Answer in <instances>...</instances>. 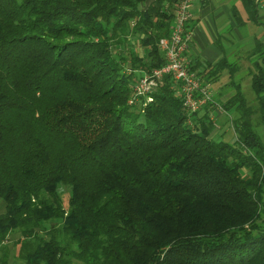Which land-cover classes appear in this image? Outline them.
<instances>
[{
  "label": "trees",
  "instance_id": "1",
  "mask_svg": "<svg viewBox=\"0 0 264 264\" xmlns=\"http://www.w3.org/2000/svg\"><path fill=\"white\" fill-rule=\"evenodd\" d=\"M145 1L0 0V264H264V31L202 112L147 101L177 0Z\"/></svg>",
  "mask_w": 264,
  "mask_h": 264
},
{
  "label": "built area",
  "instance_id": "2",
  "mask_svg": "<svg viewBox=\"0 0 264 264\" xmlns=\"http://www.w3.org/2000/svg\"><path fill=\"white\" fill-rule=\"evenodd\" d=\"M192 5L193 0H177L170 33L159 40L165 62L151 72L141 73L134 91L136 95L147 96V101H151L152 92L164 83L167 76H170L177 84L184 106L190 111L202 112L206 105L214 102L215 92L211 84L205 82V79L192 67L193 63L189 54L193 39V31L189 27ZM215 111L220 113L222 108L216 105Z\"/></svg>",
  "mask_w": 264,
  "mask_h": 264
},
{
  "label": "crops",
  "instance_id": "3",
  "mask_svg": "<svg viewBox=\"0 0 264 264\" xmlns=\"http://www.w3.org/2000/svg\"><path fill=\"white\" fill-rule=\"evenodd\" d=\"M152 0H146L148 5ZM259 22L239 24L233 15L234 8L240 10L245 17L242 0H193L192 18L189 26L193 31L189 54L196 70L205 71L206 64H215L228 52H232L239 44L247 42L255 34L264 31V0H258ZM245 19V18H244ZM215 84V95L221 91L223 82ZM220 87V90H219ZM11 264H25L23 261L13 260Z\"/></svg>",
  "mask_w": 264,
  "mask_h": 264
},
{
  "label": "rangeland",
  "instance_id": "4",
  "mask_svg": "<svg viewBox=\"0 0 264 264\" xmlns=\"http://www.w3.org/2000/svg\"><path fill=\"white\" fill-rule=\"evenodd\" d=\"M130 42L134 43V45H137L136 41L133 38H130ZM136 50L138 52H141V49L139 47H136ZM138 74L140 76L141 75V71H139ZM226 78H227V76L224 75V77H222V80L220 82H222L223 80H226ZM216 84H218V83H216ZM213 88H215V84H213ZM219 89H220V87H219ZM226 128H227V126L224 129H226ZM263 129H264L263 126H259L258 127V131L264 136ZM221 132L222 133L224 132L226 138H227L228 135H231L233 133V131L231 129H230V131H228L227 129L225 131L222 130L219 133L221 134ZM0 205L4 207V201L2 199H0ZM77 264H79V263H77Z\"/></svg>",
  "mask_w": 264,
  "mask_h": 264
}]
</instances>
